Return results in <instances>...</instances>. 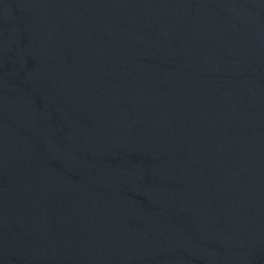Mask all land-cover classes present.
<instances>
[{
    "label": "water",
    "instance_id": "obj_1",
    "mask_svg": "<svg viewBox=\"0 0 264 264\" xmlns=\"http://www.w3.org/2000/svg\"><path fill=\"white\" fill-rule=\"evenodd\" d=\"M0 264H264V0H0Z\"/></svg>",
    "mask_w": 264,
    "mask_h": 264
}]
</instances>
